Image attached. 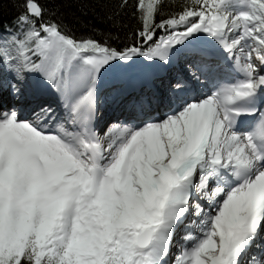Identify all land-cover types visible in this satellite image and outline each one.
I'll return each instance as SVG.
<instances>
[{"label":"snow or ice","instance_id":"6c2138e0","mask_svg":"<svg viewBox=\"0 0 264 264\" xmlns=\"http://www.w3.org/2000/svg\"><path fill=\"white\" fill-rule=\"evenodd\" d=\"M0 0V264H264V0Z\"/></svg>","mask_w":264,"mask_h":264},{"label":"trees","instance_id":"16d2710c","mask_svg":"<svg viewBox=\"0 0 264 264\" xmlns=\"http://www.w3.org/2000/svg\"><path fill=\"white\" fill-rule=\"evenodd\" d=\"M82 2L91 3L92 0H63L64 7L62 8V11L64 12L68 20H73L74 16L81 17L82 19L92 18L91 13H88L87 15H83L80 7V4Z\"/></svg>","mask_w":264,"mask_h":264}]
</instances>
